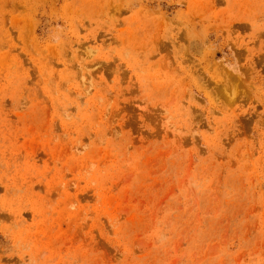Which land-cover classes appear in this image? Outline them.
<instances>
[{
    "label": "rangeland",
    "instance_id": "rangeland-1",
    "mask_svg": "<svg viewBox=\"0 0 264 264\" xmlns=\"http://www.w3.org/2000/svg\"><path fill=\"white\" fill-rule=\"evenodd\" d=\"M0 264H264V0H0Z\"/></svg>",
    "mask_w": 264,
    "mask_h": 264
}]
</instances>
